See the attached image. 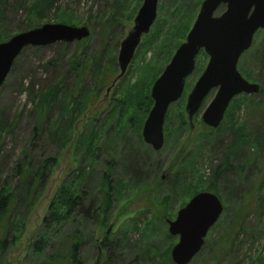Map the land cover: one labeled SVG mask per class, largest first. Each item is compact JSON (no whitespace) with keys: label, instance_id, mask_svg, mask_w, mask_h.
I'll return each mask as SVG.
<instances>
[{"label":"rangeland","instance_id":"obj_1","mask_svg":"<svg viewBox=\"0 0 264 264\" xmlns=\"http://www.w3.org/2000/svg\"><path fill=\"white\" fill-rule=\"evenodd\" d=\"M114 1L118 0H0V42L45 24L89 30L79 42L25 48L0 86V186L6 182L21 192L23 182L14 169L24 160L32 170L45 167L43 183L28 198L33 202L29 209L19 206L12 214L24 217L20 227L10 231L15 239L0 256V264H37L30 246L58 190L73 182V188L86 195V203L91 200L95 207L104 200V178L111 192L109 205L104 206L105 200L102 204L106 210L100 222L72 223L61 230L88 237L80 248L82 264H95L98 256L99 264H173L170 251L178 238L168 234L166 220L173 221L200 192L216 195L223 212L189 264H264V30L254 35L250 54L237 63L240 75L262 92L254 99H233L213 130L200 117L214 89L189 124L186 97L208 62L200 52L182 97L167 110L163 146L154 152L141 136L153 104L150 89L185 41L184 26L192 18L191 28L203 0H158L154 24L142 36L125 74L111 86L119 73V45L142 3L119 0L115 10ZM223 10L220 7L215 16ZM53 88L65 103L46 112ZM44 93L48 94L37 108ZM249 133L254 142L257 137L260 141L244 148L243 163L234 152L209 151L213 138L227 147ZM133 156L137 161L131 162ZM225 156L230 170L214 179L213 169ZM130 162L139 165L136 176L127 174ZM172 165V172L180 167L185 176L175 188L169 187ZM115 237L118 244L112 251L101 248ZM56 250L53 243L45 256Z\"/></svg>","mask_w":264,"mask_h":264},{"label":"water","instance_id":"obj_2","mask_svg":"<svg viewBox=\"0 0 264 264\" xmlns=\"http://www.w3.org/2000/svg\"><path fill=\"white\" fill-rule=\"evenodd\" d=\"M157 6L158 0H142L133 19V27L119 45V73L111 86L125 74L142 36L147 35L154 24ZM220 7H224L223 12L215 16ZM262 30L264 0H203L185 41L175 50L151 86L153 104L143 123V142L154 152L162 148L167 110L182 97L186 80L193 73L201 51L208 56V62L186 97L184 110L189 124L214 89L216 92L200 117V121L213 130L221 124L235 97L259 94V85L245 80L237 70V63L251 47L254 35ZM88 36L89 30L85 26L45 24L0 42V86L25 48L44 47L57 42L69 44ZM222 212V204L216 195L200 192L178 210L173 221L166 220L168 234L178 238L170 251L173 264H189L192 261ZM99 262L100 256L95 264Z\"/></svg>","mask_w":264,"mask_h":264},{"label":"trees","instance_id":"obj_3","mask_svg":"<svg viewBox=\"0 0 264 264\" xmlns=\"http://www.w3.org/2000/svg\"><path fill=\"white\" fill-rule=\"evenodd\" d=\"M115 5V10L119 8V0L114 1L113 3ZM193 17V16H192ZM194 18V17H193ZM192 21V18L187 21L186 25L184 26L185 31H189L190 29V22ZM156 37H154L152 40H155ZM253 43V42H252ZM252 46V45H251ZM251 47L248 51H246L242 56L249 53L250 54ZM241 56V57H242ZM243 63V62H242ZM263 89H260V92H262ZM53 93L50 95L49 99L46 98V104H45V111L50 112L51 109H53L54 105H60L62 107V104L65 103L63 99H60L57 97V89L53 88ZM259 92V94H260ZM48 93H44V95L40 96L36 102V107L38 108L44 101L45 96ZM258 95V94H257ZM248 96V95H247ZM246 95H242L241 97L247 98ZM254 99L253 97L255 95H249ZM236 98V97H235ZM234 98V99H235ZM148 99V98H147ZM149 102L151 103L152 100L149 99ZM63 111V108L61 109V112ZM49 115V114H48ZM259 137H257L254 140H252V135L249 134H242L240 139L235 138L234 144L232 143L227 146L223 147V145L220 143L219 138H213L209 141L210 143V152H234L235 155H237V158L241 159V163H243V152L244 148L249 146L250 141H253V143L256 144V142L260 141L257 140ZM261 138V136H260ZM257 140V141H256ZM259 145V144H258ZM255 146V145H254ZM256 147V146H255ZM222 148V149H221ZM248 148V147H247ZM208 151V152H209ZM222 155V154H221ZM233 155V154H232ZM234 155V156H235ZM242 156V157H241ZM131 162L137 161V157L133 156L132 159H130ZM2 159L0 158V163ZM131 162L129 163V167H127V174L129 176H136L138 172V166H131ZM224 163V164H223ZM219 166H216L215 169H213L212 176L214 179H218V177L223 176V174H226L228 172L229 165L228 158L225 156L224 161ZM131 167H137L135 170ZM175 167L174 165L170 166L169 168V182L170 188H175L176 186L180 185L182 181H184L185 176L183 177V174L181 172V168L178 167L174 172L171 170ZM243 165L236 171L240 172L241 169L243 170ZM31 163L28 160H24L22 163H18L15 166V173L21 177L22 180V188L21 192L18 190H14L9 184L4 182L0 186V256L5 252L6 248L12 244L15 237H11L10 231L15 230V228H19L23 221V215L15 214L14 211L19 207L22 206L23 210L26 212L31 204L33 203L32 200L29 201L28 198L30 196L31 191L35 187H39L43 183L44 179V165L38 166L35 170L30 169ZM133 173V174H132ZM103 179V177H102ZM108 186H106V178L103 179L102 188L106 187L105 195L103 194V198L105 200L104 206L109 205V192H111L110 183L108 181ZM75 183L72 182V184L67 185L64 184L57 192L55 198L52 200L50 206H49V212L48 214L43 218L42 220V228L39 234L37 235V238L32 242L30 249L31 254L33 256H37V264H82L80 260V248L82 247V244L86 242L88 239L87 236L81 235L79 232H74L72 234H64L63 230L65 227H67L70 224H80L83 225L85 222L90 220L91 222L94 221V223L100 222L99 218L103 211H105V207L102 208V204L104 202H99L98 206H95L91 204V200L89 203L87 202L86 195L83 192H78L75 188ZM77 188V187H76ZM254 189H252L253 191ZM211 191H215L214 188L211 189ZM248 193V192H246ZM244 196L242 197V199ZM87 204V205H86ZM25 206V207H23ZM80 219V221H79ZM237 219H241L240 214ZM239 224L237 222L236 227L238 228ZM235 227V228H236ZM234 234L237 235L239 232V229L234 230ZM92 240V236H91ZM116 241V242H114ZM114 242V243H113ZM117 238L115 237L112 242L110 241L107 246V243L104 241L101 244V248L105 249L106 251H112L113 244H116ZM55 244L57 247L56 253L46 257L45 253L49 246L51 247L52 244ZM118 244V243H117ZM1 263V262H0ZM129 264H135V262H131Z\"/></svg>","mask_w":264,"mask_h":264},{"label":"flooded vegetation","instance_id":"obj_4","mask_svg":"<svg viewBox=\"0 0 264 264\" xmlns=\"http://www.w3.org/2000/svg\"><path fill=\"white\" fill-rule=\"evenodd\" d=\"M201 52H203V51H201ZM200 54V53H199Z\"/></svg>","mask_w":264,"mask_h":264}]
</instances>
